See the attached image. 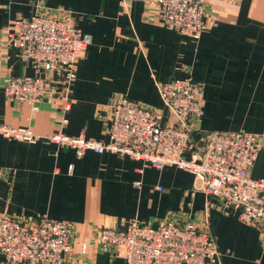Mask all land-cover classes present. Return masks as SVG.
Returning a JSON list of instances; mask_svg holds the SVG:
<instances>
[{"label":"crops","instance_id":"obj_1","mask_svg":"<svg viewBox=\"0 0 264 264\" xmlns=\"http://www.w3.org/2000/svg\"><path fill=\"white\" fill-rule=\"evenodd\" d=\"M35 14H72L90 38L71 83L63 72L24 61L8 42V26ZM205 14L208 28L196 39L163 25L149 0H0V123L29 126L43 136L62 131L108 140L119 96L160 109L165 123L172 117L160 83L192 76L205 95L194 144L202 146L212 130L258 133L249 174L264 178V0H207ZM11 75L43 76L55 93L33 110L6 96ZM0 170V215L71 223L67 264H127L117 249H103L94 238L101 228L133 218L193 221L218 248L219 258L210 264H264L259 231L196 189L194 174L176 166L159 169L109 151L78 155L45 137L29 142L0 135ZM0 264L28 263L0 258Z\"/></svg>","mask_w":264,"mask_h":264},{"label":"built area","instance_id":"obj_2","mask_svg":"<svg viewBox=\"0 0 264 264\" xmlns=\"http://www.w3.org/2000/svg\"><path fill=\"white\" fill-rule=\"evenodd\" d=\"M206 1L149 0V4L163 25L198 39L208 28ZM7 30L8 42L18 48L24 61L38 69L63 72L68 83L75 79L76 64L90 44L72 14L21 17ZM159 90L172 117L169 121L163 122L160 109L122 95L111 106L108 140L62 131L43 136L29 126L7 123H0V135L29 142L45 137L74 148L78 155L86 150L109 151L159 169L176 166L189 171L195 176L196 189L218 198L226 209L237 210L243 222L259 231L264 249V178L249 174L257 159L260 134L207 131L205 143L198 147L192 137L194 125L204 113V85L188 76L162 82ZM4 91L10 100L27 102L38 110L55 88L40 75H11ZM137 187H141L140 182ZM72 238L73 227L66 220L0 215V258L6 263L67 264ZM94 240L103 249H117L127 264H210L219 258L211 235L191 220L161 219L149 224L137 218L125 219L119 227L101 228ZM86 247L83 244L84 251Z\"/></svg>","mask_w":264,"mask_h":264}]
</instances>
